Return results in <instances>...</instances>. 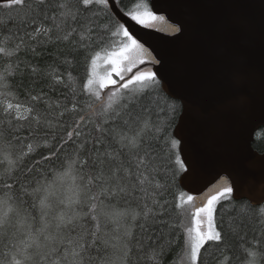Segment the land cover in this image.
Returning a JSON list of instances; mask_svg holds the SVG:
<instances>
[{"label": "snow or ice", "instance_id": "1", "mask_svg": "<svg viewBox=\"0 0 264 264\" xmlns=\"http://www.w3.org/2000/svg\"><path fill=\"white\" fill-rule=\"evenodd\" d=\"M4 7L16 15L0 17V264H264V203L234 198L230 173L201 195L168 197L202 168L191 107L171 90L165 57L130 29L179 41L183 22L149 0ZM229 206L236 216L218 227L217 208Z\"/></svg>", "mask_w": 264, "mask_h": 264}, {"label": "water", "instance_id": "2", "mask_svg": "<svg viewBox=\"0 0 264 264\" xmlns=\"http://www.w3.org/2000/svg\"><path fill=\"white\" fill-rule=\"evenodd\" d=\"M8 0H0V3ZM154 11L186 26L183 39L135 25L146 46L169 67L171 90L191 107L187 122L202 168L197 180L181 185L201 195L217 174L237 182L234 198L264 203V153L249 155L264 94V0H151ZM134 25V22H132ZM225 97L235 104L222 107ZM247 102L246 114L241 105Z\"/></svg>", "mask_w": 264, "mask_h": 264}, {"label": "trees", "instance_id": "3", "mask_svg": "<svg viewBox=\"0 0 264 264\" xmlns=\"http://www.w3.org/2000/svg\"><path fill=\"white\" fill-rule=\"evenodd\" d=\"M150 1L151 0H149V3H150ZM6 3L7 2L0 3V17H6V16H8L10 14L15 16L16 15L15 10H9V9L4 7V5ZM131 3H132V0H122V4L130 5ZM13 25H14V21L13 20L8 21V26L9 27H13ZM21 55L23 56V53H21ZM29 59H31V57H29ZM36 60L39 62V66L41 68H43V67H45L46 63H51L52 62V57L45 55L44 57H37ZM60 70L63 71L64 70V66H61ZM77 72H79L80 74L83 73V65L82 64L78 65L77 69L74 70V75L77 74ZM23 80H24V86L20 87L17 90V94L19 96V102L27 103L28 96H27L26 89H28V87H29L28 76L25 75L23 77ZM41 83L46 84L47 81H42ZM38 88H39V85H37V89ZM44 91L45 92L48 91L47 87L44 88ZM61 91H66V90H61ZM51 95L55 99L57 96H60L61 93L60 92H56V93H52ZM41 107H43V105H41ZM253 147L258 152H260L262 154L264 153V128H261L256 133L255 142L253 144ZM181 191H183V190H182V188H181V186H180V184L178 182L177 185L172 186L171 189L169 190V193H168L169 199L171 200L174 197L178 196ZM244 201L246 203H250L247 200H244ZM238 203H239V201H238ZM236 212H237V208L235 206L224 207L223 209L218 207L217 208V224H218V227L219 226L226 227L227 224L229 223V221H232L234 219V217L236 216ZM251 227L252 226L250 225L249 226V230L247 231V238H251L252 235H253L252 231L250 230ZM235 242H236V240L234 239V243ZM178 248H179V245L176 246V249H178ZM176 249H174V251ZM205 255H207V253ZM172 258H173L172 254L170 253L169 256H168V259L171 260Z\"/></svg>", "mask_w": 264, "mask_h": 264}, {"label": "rangeland", "instance_id": "4", "mask_svg": "<svg viewBox=\"0 0 264 264\" xmlns=\"http://www.w3.org/2000/svg\"><path fill=\"white\" fill-rule=\"evenodd\" d=\"M168 34V33H167Z\"/></svg>", "mask_w": 264, "mask_h": 264}]
</instances>
